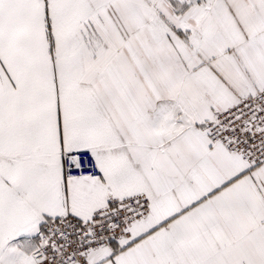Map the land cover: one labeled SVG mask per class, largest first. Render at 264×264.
<instances>
[{
    "label": "snow or ice",
    "instance_id": "obj_1",
    "mask_svg": "<svg viewBox=\"0 0 264 264\" xmlns=\"http://www.w3.org/2000/svg\"><path fill=\"white\" fill-rule=\"evenodd\" d=\"M0 264H264V0H0Z\"/></svg>",
    "mask_w": 264,
    "mask_h": 264
}]
</instances>
